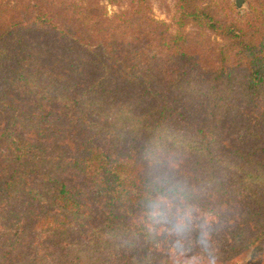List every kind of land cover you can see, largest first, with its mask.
Masks as SVG:
<instances>
[{
	"label": "trees",
	"instance_id": "trees-1",
	"mask_svg": "<svg viewBox=\"0 0 264 264\" xmlns=\"http://www.w3.org/2000/svg\"><path fill=\"white\" fill-rule=\"evenodd\" d=\"M244 2L0 0V264H264Z\"/></svg>",
	"mask_w": 264,
	"mask_h": 264
},
{
	"label": "rangeland",
	"instance_id": "rangeland-1",
	"mask_svg": "<svg viewBox=\"0 0 264 264\" xmlns=\"http://www.w3.org/2000/svg\"><path fill=\"white\" fill-rule=\"evenodd\" d=\"M234 4L236 5V0H234ZM244 6H245V4H243V6L241 8H238V9H242ZM108 10L112 11L113 8L111 6H108ZM153 14L155 15V17H157L159 19H163L164 18V14L161 12V10H160V8H159V6L157 5L156 2H154V4H153Z\"/></svg>",
	"mask_w": 264,
	"mask_h": 264
},
{
	"label": "water",
	"instance_id": "water-1",
	"mask_svg": "<svg viewBox=\"0 0 264 264\" xmlns=\"http://www.w3.org/2000/svg\"><path fill=\"white\" fill-rule=\"evenodd\" d=\"M244 4V1L243 0H236V6L237 8H241Z\"/></svg>",
	"mask_w": 264,
	"mask_h": 264
}]
</instances>
